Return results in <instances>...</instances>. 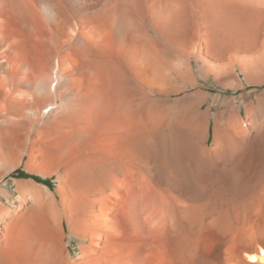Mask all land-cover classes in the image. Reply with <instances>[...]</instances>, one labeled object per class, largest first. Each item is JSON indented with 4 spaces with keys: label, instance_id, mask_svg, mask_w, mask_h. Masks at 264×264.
Wrapping results in <instances>:
<instances>
[{
    "label": "bare ground",
    "instance_id": "1",
    "mask_svg": "<svg viewBox=\"0 0 264 264\" xmlns=\"http://www.w3.org/2000/svg\"><path fill=\"white\" fill-rule=\"evenodd\" d=\"M0 264H264V0H0Z\"/></svg>",
    "mask_w": 264,
    "mask_h": 264
},
{
    "label": "rangeland",
    "instance_id": "2",
    "mask_svg": "<svg viewBox=\"0 0 264 264\" xmlns=\"http://www.w3.org/2000/svg\"><path fill=\"white\" fill-rule=\"evenodd\" d=\"M207 85H210V87H215V88H217V86H216V84L212 81V79H210L208 82H207ZM216 90H218V88L216 89ZM229 94H233V92L232 91H229L228 92ZM24 173H26L28 176H33V177H35V176H37V177H39V178H41V179H46V178H42L41 176H39V175H35V174H31V173H28V172H26V171H24L22 168H18V169H16L10 176H12V177H20V178H23V177H25V179H33L34 181H36V182H38V183H43V182H39V181H37L36 179H34V178H32V177H28L27 176V178H26V176H23L24 175ZM8 179V178H7ZM47 180L49 181V182H47V183H43V184H48V186L49 187H54V182H53V180L51 179V178H47ZM9 181V184H8V186H9V189H11L12 187H10V180H8ZM11 192L13 193V190L11 189ZM13 195H14V193H13ZM66 241H68L69 242V244H70V247L72 248V251L74 252V248H76V244H77V239H75V238H71L69 235H67V238H66Z\"/></svg>",
    "mask_w": 264,
    "mask_h": 264
},
{
    "label": "trees",
    "instance_id": "3",
    "mask_svg": "<svg viewBox=\"0 0 264 264\" xmlns=\"http://www.w3.org/2000/svg\"><path fill=\"white\" fill-rule=\"evenodd\" d=\"M23 176H26V178H27V174L26 173H24V175ZM28 177H32V178H34V179H36L37 181H39V182H43V183H47V182H49L47 179H41V178H39V177H37V176H35V177H33V176H28ZM23 178H25V177H23ZM48 185V184H47Z\"/></svg>",
    "mask_w": 264,
    "mask_h": 264
}]
</instances>
